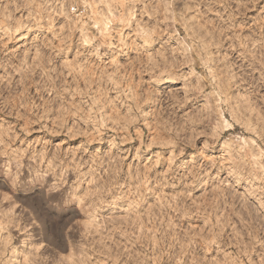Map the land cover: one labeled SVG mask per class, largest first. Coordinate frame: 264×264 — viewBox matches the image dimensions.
I'll use <instances>...</instances> for the list:
<instances>
[{"label":"rangeland","instance_id":"rangeland-1","mask_svg":"<svg viewBox=\"0 0 264 264\" xmlns=\"http://www.w3.org/2000/svg\"><path fill=\"white\" fill-rule=\"evenodd\" d=\"M70 1L0 0V264H264V0Z\"/></svg>","mask_w":264,"mask_h":264},{"label":"built area","instance_id":"built-area-1","mask_svg":"<svg viewBox=\"0 0 264 264\" xmlns=\"http://www.w3.org/2000/svg\"><path fill=\"white\" fill-rule=\"evenodd\" d=\"M99 0H72L70 11L73 12L75 17L79 16L83 20L88 18V13H91L90 5H93ZM96 8V7H95Z\"/></svg>","mask_w":264,"mask_h":264},{"label":"bare ground","instance_id":"bare-ground-1","mask_svg":"<svg viewBox=\"0 0 264 264\" xmlns=\"http://www.w3.org/2000/svg\"><path fill=\"white\" fill-rule=\"evenodd\" d=\"M108 1L109 0H99L98 2H96V4H98V5H100V4H105V5H109V3H108ZM71 2V1H70ZM91 7H93V5H90ZM68 12V11H67ZM66 12V13H67ZM92 14V13H91ZM90 14H88V16H89ZM72 16V15H71ZM90 16H92V15H90ZM68 17L70 18V19H72L71 17H70V14H68ZM79 17V16H78ZM102 18H103V14H101V13H99L98 14V12L95 14V20H96V22L97 23H99L100 21H102ZM80 20L78 19L77 20V22H79Z\"/></svg>","mask_w":264,"mask_h":264}]
</instances>
